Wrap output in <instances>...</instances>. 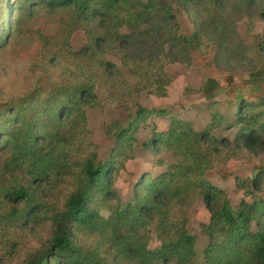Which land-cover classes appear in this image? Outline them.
Returning a JSON list of instances; mask_svg holds the SVG:
<instances>
[{
	"label": "trees",
	"instance_id": "1",
	"mask_svg": "<svg viewBox=\"0 0 264 264\" xmlns=\"http://www.w3.org/2000/svg\"><path fill=\"white\" fill-rule=\"evenodd\" d=\"M243 19L264 22V0H0V264H197L188 216L200 197L203 264H264V168L237 180L236 209L208 179L264 152L263 100L240 99L230 123L213 102L202 131L177 119L154 130L146 147L172 164L140 174L126 203L115 185L134 157V124L101 162L87 115L107 102L137 108L136 122L153 114L141 95L167 98V67L190 65L195 51L246 64ZM78 32L87 41L75 51ZM227 123L233 140L216 135Z\"/></svg>",
	"mask_w": 264,
	"mask_h": 264
},
{
	"label": "rangeland",
	"instance_id": "2",
	"mask_svg": "<svg viewBox=\"0 0 264 264\" xmlns=\"http://www.w3.org/2000/svg\"><path fill=\"white\" fill-rule=\"evenodd\" d=\"M177 16L183 34L191 39L194 34L191 18L181 8L177 9ZM237 30L248 45L247 63L237 66L218 64L214 60L217 51L211 49L206 55L195 51L190 65H169L167 72L173 79L169 96L159 99L146 92L141 95L140 106L154 111L153 114H144L136 122L137 108L127 111L116 103L107 102L103 110L88 109L89 129L93 134V141L100 147L101 162H105L111 155L117 133L134 124V157L121 171L115 185L124 203L132 198L133 185L140 174L149 171L155 175L172 164L169 153L155 155L146 147L145 144L151 140L154 130L165 131L169 129L171 121L177 119L191 125L196 131H202L213 122L209 110L213 102H217V113H221L230 123L235 118L240 99L264 101V51L261 50V45L264 46V22L251 23L243 19L238 23ZM86 41L85 33L78 32L73 38L72 49L80 50ZM227 126L228 123L218 128L216 135L233 140L236 130H227ZM159 160L164 162L163 167L155 166ZM262 168L264 152L255 156L253 164L231 161L221 171L210 173L208 179L228 193L231 205L236 209L244 197L243 191L237 187V180L253 179L257 169ZM257 197L264 198V189L263 192L257 193ZM188 217V230L196 238V262L203 264L204 250L209 244V239L203 234L202 226L210 220L203 198H198Z\"/></svg>",
	"mask_w": 264,
	"mask_h": 264
}]
</instances>
